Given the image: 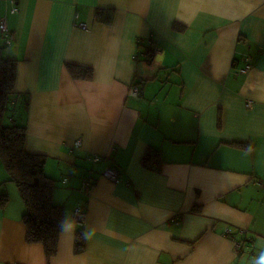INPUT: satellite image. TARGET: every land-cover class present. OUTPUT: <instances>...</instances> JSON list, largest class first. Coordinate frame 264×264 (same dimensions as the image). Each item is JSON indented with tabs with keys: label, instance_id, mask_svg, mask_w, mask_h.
<instances>
[{
	"label": "crops",
	"instance_id": "obj_1",
	"mask_svg": "<svg viewBox=\"0 0 264 264\" xmlns=\"http://www.w3.org/2000/svg\"><path fill=\"white\" fill-rule=\"evenodd\" d=\"M1 18L12 43L0 34V53L18 61L5 124L25 125L27 151L47 156L67 223L48 260L26 241L21 196L1 187L0 264H257L264 0H0ZM150 149L154 170L142 164Z\"/></svg>",
	"mask_w": 264,
	"mask_h": 264
},
{
	"label": "trees",
	"instance_id": "obj_2",
	"mask_svg": "<svg viewBox=\"0 0 264 264\" xmlns=\"http://www.w3.org/2000/svg\"><path fill=\"white\" fill-rule=\"evenodd\" d=\"M97 18L99 21L110 24L114 15L110 13L106 19L103 11L98 10ZM0 34L5 41L3 34L1 32ZM9 36L12 38L10 29ZM246 61L252 67L249 57H246ZM69 69L74 78L88 79L92 76L90 68L69 65ZM17 76L18 61L5 58L0 53V159L10 175V181L16 184L26 206V212L22 216V222L26 227V241L30 244L42 245L46 258L51 260L58 251L60 236L66 228L67 213L65 206L56 204L54 201L55 180L45 172L47 156L27 151L25 125L5 124L6 113L12 107V100L17 96L15 92ZM133 88L139 90V93L134 96L138 97L141 89L138 86ZM27 107L28 100L24 96L25 111ZM153 162L162 164L160 154L156 150L142 158L143 166L151 170H154L151 164ZM156 169L159 170L158 167ZM8 198L7 194H0V209L6 207ZM85 248L84 236L81 231H78L75 252L82 253Z\"/></svg>",
	"mask_w": 264,
	"mask_h": 264
},
{
	"label": "built area",
	"instance_id": "obj_3",
	"mask_svg": "<svg viewBox=\"0 0 264 264\" xmlns=\"http://www.w3.org/2000/svg\"><path fill=\"white\" fill-rule=\"evenodd\" d=\"M15 11L16 9H14L12 12H15ZM2 20L3 21H0V32L3 34L5 43L8 46L12 43V39L10 36L8 37L9 27H8V24L6 23V20L4 18H2ZM250 68H251V65L247 63L246 68L243 70V72L249 70ZM138 93H139V90L137 88H133V90H130V94L133 96H136ZM94 160L96 161L98 160V158H95ZM105 175L112 182L114 183L119 182V172L116 169L108 168L105 171ZM91 181H92L91 179L87 180L85 185H91ZM74 215H75V220L79 223H83L86 219V212L84 211L82 207L76 208ZM228 232L230 233L232 232V230L229 229ZM236 247L238 248V245H236Z\"/></svg>",
	"mask_w": 264,
	"mask_h": 264
},
{
	"label": "rangeland",
	"instance_id": "obj_4",
	"mask_svg": "<svg viewBox=\"0 0 264 264\" xmlns=\"http://www.w3.org/2000/svg\"><path fill=\"white\" fill-rule=\"evenodd\" d=\"M0 21H3L2 18L0 19ZM79 26L82 27V28H84V29L87 28L86 24H80ZM4 44H6L5 41H4ZM130 90H133V86L131 87ZM7 122H8L7 121V118H5V123H7ZM79 144H80V140H78L75 145L78 146ZM6 170H7L6 167L3 166L2 161L0 159V188L3 187V190L6 191L8 189V184L11 183L12 186H13V188H14V190H15V191H13V193L14 194H17V195H20L19 191L16 188L17 187L16 184L14 182L10 181V178H9L10 175H9V173ZM4 179L7 182H4ZM9 189H11L10 186H9ZM8 200H10V198H8ZM239 248H240V246H238V248L236 247L237 250Z\"/></svg>",
	"mask_w": 264,
	"mask_h": 264
},
{
	"label": "clouds",
	"instance_id": "obj_5",
	"mask_svg": "<svg viewBox=\"0 0 264 264\" xmlns=\"http://www.w3.org/2000/svg\"><path fill=\"white\" fill-rule=\"evenodd\" d=\"M84 235H85V238H89L90 237V234L88 232H86ZM257 264H264V253L261 254V258L257 262Z\"/></svg>",
	"mask_w": 264,
	"mask_h": 264
}]
</instances>
